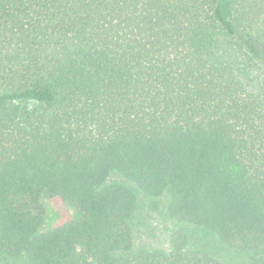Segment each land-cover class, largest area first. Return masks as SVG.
I'll use <instances>...</instances> for the list:
<instances>
[{
	"label": "trees",
	"instance_id": "16d2710c",
	"mask_svg": "<svg viewBox=\"0 0 264 264\" xmlns=\"http://www.w3.org/2000/svg\"><path fill=\"white\" fill-rule=\"evenodd\" d=\"M0 264H264V0H0Z\"/></svg>",
	"mask_w": 264,
	"mask_h": 264
},
{
	"label": "rangeland",
	"instance_id": "374dc122",
	"mask_svg": "<svg viewBox=\"0 0 264 264\" xmlns=\"http://www.w3.org/2000/svg\"><path fill=\"white\" fill-rule=\"evenodd\" d=\"M46 216L43 230L58 226L74 217V210L59 198L44 201ZM170 224L157 215L140 214L136 227V240L155 247H164L166 229Z\"/></svg>",
	"mask_w": 264,
	"mask_h": 264
}]
</instances>
